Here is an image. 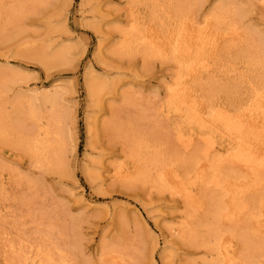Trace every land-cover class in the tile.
I'll use <instances>...</instances> for the list:
<instances>
[{
    "label": "rangeland",
    "instance_id": "1",
    "mask_svg": "<svg viewBox=\"0 0 264 264\" xmlns=\"http://www.w3.org/2000/svg\"><path fill=\"white\" fill-rule=\"evenodd\" d=\"M20 2L0 0L4 12L17 8L9 23L5 19L0 25V75L17 76L6 99L12 101L20 93L35 95L58 87L66 92L63 107L74 124L65 129L69 141L62 168L38 164L27 147L0 138V264H18L11 245L19 243V235H25L21 237L24 247L45 246L53 250L60 246L66 250L71 264H196L199 246L181 236L172 238L169 231L189 211L183 200L171 199L168 193L162 195L149 183L128 184L127 180L110 179L115 168L131 165L128 142L132 135L160 140L171 156L193 151V148L186 151L187 142L181 139H189L190 135L176 130L177 111L165 107L167 89L175 82L178 67L172 62L146 60L140 54L126 55L120 51L122 31L134 23L140 28L144 24L153 25L150 16L155 0H141L135 6L131 0H45L27 4L23 9ZM222 7L228 9L229 17L239 11L243 31L264 37V0H196L193 16L197 23L204 24ZM243 7L245 11H241ZM64 50L67 57L57 63L46 64L35 58L39 51L48 57ZM226 55L221 51L216 56L219 59L213 58L211 62L204 51L201 63L205 66L199 76H205V83L216 74L214 77L220 83L233 88L232 95L224 91L219 95V91L211 88L213 98L209 101L218 109L227 108L239 114L249 97L247 94L262 86L260 77L264 78V73L258 69L241 76L238 73L240 70L244 73L245 67L239 62L234 65L237 73L226 76L217 70L220 60L229 63L230 57ZM88 80L104 87L100 101L90 96ZM197 137L192 139L194 147L200 148V141L201 149L211 147L204 139L207 136H203V141ZM218 142L225 146L229 143L222 138ZM254 145L264 148V138L256 139ZM104 180L106 185H101ZM205 187L202 184L195 194L207 195ZM206 215L201 213L200 217L211 223L213 220ZM112 252L117 260L107 257L109 254L112 257Z\"/></svg>",
    "mask_w": 264,
    "mask_h": 264
},
{
    "label": "bare ground",
    "instance_id": "2",
    "mask_svg": "<svg viewBox=\"0 0 264 264\" xmlns=\"http://www.w3.org/2000/svg\"><path fill=\"white\" fill-rule=\"evenodd\" d=\"M44 1L21 0L20 7L23 9L27 4L34 5ZM195 1L155 0L156 5L150 16L153 25L144 24L140 28L134 23L129 29L122 31L123 41L120 44V51L126 55L136 53L146 60L155 58L172 62L178 67L177 78L167 89L165 107L177 111L174 115L179 118L178 121L176 120V125H178L176 130L190 135L189 139L183 137L181 139L187 142L186 151L191 148L193 151L186 152L188 154L176 153L171 156L160 140L132 135L131 132L128 149L132 163L127 167L122 165L115 168V173L110 179L127 180L128 184L149 183L152 185L150 187L158 193L162 195L168 193L171 199L183 200L189 207V211L181 217V222L177 223V226L171 225L169 231H171L172 238L175 235L181 236L182 239L190 241L192 245L199 246L200 251L196 254L198 255V259H195L196 264H264V148L254 145L256 139L264 138V78L259 76L262 86L254 87L251 94H247L249 97L245 98L246 103L240 109L243 110L242 113L233 114L232 110L230 112L227 108L214 107L213 102L210 103V99L213 98L210 93L213 91L209 93L210 89L214 88L215 91H219L218 94L222 91L224 94L225 92L231 94L233 88L230 89L225 83H220L217 76L214 77L216 74L207 78L209 82L205 83L203 82L205 76H199L200 70L205 66L201 63L204 51L208 53V59L211 62L218 58L216 56L221 51L226 52L230 57L229 63L225 64L220 60V63L218 62L220 69H217L226 76L233 72L237 73L234 65L239 62L245 67L244 73L242 70L238 73L241 76L258 69L264 73V37L251 31H243L239 11L233 13L234 17H229L228 9L224 7L220 12L212 13L211 19H205L204 24L197 23L193 16ZM131 3L135 6L136 3H141V0H131ZM245 8L243 7L241 11H245ZM16 10L15 7L9 12H4L0 7V25L5 19H7L6 23H9L10 15ZM230 12L233 11L230 10ZM132 17L133 20H137L135 16ZM227 41L230 42L226 43ZM66 57L65 50L48 57L40 51L35 54L36 59L46 64L57 63ZM224 74L221 76L223 77ZM243 79L244 77L241 81ZM16 82L17 76L0 75V138L5 137L19 147H27L29 150L25 149L28 150V154L30 152L33 160H36L38 164L55 165L57 168H62L66 158V142L69 141V139L66 141L65 129L70 124H74V119L70 118L71 114L69 116L66 114L67 111H64L63 102L66 92L62 89L58 90L57 87L53 91H44L40 94L36 92L35 95L20 93L14 100L9 101L6 97ZM235 84H237L236 81ZM104 90L100 84H94L88 80L89 94L97 102L101 100ZM195 98H199L200 101ZM214 98L216 100V96ZM236 107L238 106L234 108ZM196 136L202 141L203 136H207L204 139L211 147L201 149L203 145L201 141L200 148L194 147L192 139ZM218 137L229 142L228 145L219 143ZM202 184L206 185V192H208L207 195L203 194V197L195 194L196 189ZM101 185H106V180L102 181ZM36 189L35 186L33 191H37ZM88 204L92 205L91 202ZM201 213L207 214L206 216L213 221L210 220L211 223H207L208 219H202ZM138 215L143 218V214ZM47 216L49 217V214ZM23 236L19 235L17 245H11V248L16 251L17 261L15 263L71 264L66 250L60 246L53 250L40 245L38 248L24 247L21 238ZM202 236L204 239L201 238ZM109 255L108 258L118 259L114 258L113 252L112 257ZM107 260L109 259L106 258V262Z\"/></svg>",
    "mask_w": 264,
    "mask_h": 264
}]
</instances>
